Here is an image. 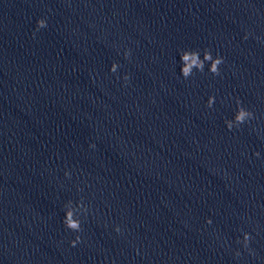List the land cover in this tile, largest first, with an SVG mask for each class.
I'll list each match as a JSON object with an SVG mask.
<instances>
[{
	"label": "clouds",
	"instance_id": "clouds-1",
	"mask_svg": "<svg viewBox=\"0 0 264 264\" xmlns=\"http://www.w3.org/2000/svg\"><path fill=\"white\" fill-rule=\"evenodd\" d=\"M40 23H43V22H40ZM219 61H217V63H218ZM72 227H76L77 225L75 224V223H72V225H71ZM77 239H79V237L77 238ZM73 246H75V243H73Z\"/></svg>",
	"mask_w": 264,
	"mask_h": 264
}]
</instances>
